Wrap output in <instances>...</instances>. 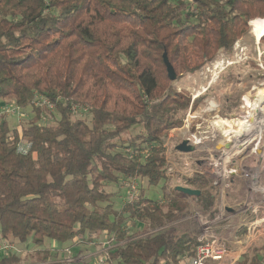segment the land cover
<instances>
[{
    "label": "trees",
    "instance_id": "1",
    "mask_svg": "<svg viewBox=\"0 0 264 264\" xmlns=\"http://www.w3.org/2000/svg\"><path fill=\"white\" fill-rule=\"evenodd\" d=\"M255 19H264V0H0V100L32 114L0 123L1 237L54 242L33 254L36 264L98 233L114 239L109 264L194 257L198 232L174 228L193 210L214 220L216 199L202 173L180 175L181 185L167 175L166 140L197 101L175 90L163 54L177 79L195 74L220 50L231 53ZM20 142L31 143L28 154ZM129 180L135 198L116 210L105 187ZM144 183L161 184L162 198L149 199ZM263 262L248 254L238 264Z\"/></svg>",
    "mask_w": 264,
    "mask_h": 264
},
{
    "label": "rangeland",
    "instance_id": "2",
    "mask_svg": "<svg viewBox=\"0 0 264 264\" xmlns=\"http://www.w3.org/2000/svg\"><path fill=\"white\" fill-rule=\"evenodd\" d=\"M256 20L263 19H255L253 21ZM253 21L249 23L250 30L248 33L234 44L231 53H225L223 50H220L217 58L212 63L203 67L199 72L195 74L185 73L181 75V77H178L176 81L171 82L176 91L188 94L192 97V104L197 101L196 105L194 107L191 105L190 109L184 114L183 126L172 130L165 143L166 156L171 164L170 171H168L167 175L172 179L173 185H181L179 176H191L194 173L193 170L199 173L203 172L206 178L214 182L215 177L208 172V165L204 164V161L208 159L210 153L217 151L216 149H218V147H222L228 143L227 140L230 136L227 137L225 135L226 132L229 130L238 132L240 129H243L245 125L243 121H229V119L232 118L238 119L240 114V112L233 109V104L236 106V103L239 101L240 104L238 103V106H243V100L246 99L249 105H253L251 111L256 118L260 114L264 115V45L260 44V40H257L253 32ZM7 102L9 104L12 103L9 100H7ZM190 111L191 115L197 117V119L189 118ZM241 111H247L245 104L244 109H241ZM25 114L26 117L10 118L11 124L17 126L25 123L27 120L25 118H28V116L31 118L32 116L31 112H26ZM220 122L224 124H233V129L225 126L226 124L219 127L213 125L215 123L220 125ZM197 124H201L205 130L208 128L216 130V138H207L201 146L196 147L190 153L177 151V148L185 141L186 127L188 126V128L194 131ZM137 131L141 132L142 130L138 129ZM251 148L253 147L251 146ZM251 158L252 157L246 153L241 161V163L244 164L245 171L249 167H253L254 163L257 161ZM199 160L202 162L201 166L198 165ZM187 162L190 164V167L184 166L185 163L188 164ZM242 175V179H237L234 182V186L239 187V192L234 194L237 200L231 201L230 199H224V197L219 198L218 204L221 206L217 208V204V216L214 220H211L208 215L193 210L192 215L186 221L181 225L177 224L175 226V232L178 231V233H180L185 230H193L192 232H198L199 238H201L210 235V233H214V231H212L213 228L220 224L226 228L230 227L227 228L226 231L217 233V236L228 246L229 242L234 240L235 233L242 224V219H237L235 222L228 223L227 217H229V213L225 208L229 206L233 208L235 212H247L246 207L242 205L244 201L243 198L246 194V192H242L240 189L243 187V189L246 190L245 173H242ZM226 183H228V181H226ZM144 189L149 199L160 200L162 198L161 184L151 188L145 184ZM105 191L116 193L111 202L116 210L121 209L128 196V186L123 185V183L118 185L113 184L106 186ZM228 191V193H230L232 189L229 187ZM211 193L213 195L215 194L213 189H211ZM254 196L256 198L251 201H255L257 198L259 199V196L255 195V193ZM219 213L223 214L224 217L220 221H216ZM213 222H215L214 225ZM259 235L260 234L257 236ZM248 236L251 235L248 234ZM90 237L91 240L88 242ZM106 238L105 235L99 233L91 236L85 234L65 244L55 259H62L65 249H69L73 257H86L80 264H96L100 258L99 253L102 249V242ZM8 242L10 246L15 248L13 249L14 251L12 250V253L18 254L21 257V264H34L36 263L33 256L35 252L45 248H53L54 245V247H56V244L49 240L45 241L43 246H38L31 239L22 243L18 239H3L0 235V248L6 246ZM262 245L263 244H259L257 246L256 244L252 253H259L260 249L263 248ZM3 257H5V252L0 250V259ZM228 261H230V259Z\"/></svg>",
    "mask_w": 264,
    "mask_h": 264
},
{
    "label": "built area",
    "instance_id": "3",
    "mask_svg": "<svg viewBox=\"0 0 264 264\" xmlns=\"http://www.w3.org/2000/svg\"><path fill=\"white\" fill-rule=\"evenodd\" d=\"M44 104H47L48 109L53 110V106L50 105L47 101H43L42 105ZM244 104L247 107V111H245V114L242 116L239 115L238 119H233V118L229 119V121L232 122H234L235 120L243 121L245 124V125L243 124L244 125L243 129H240V131L238 132L234 130L231 131L229 130L225 134L227 137L230 136L227 142L231 145L234 144L233 149L227 150V149L218 148L216 149L217 151H213L212 153H210L208 159L204 161V164L208 165V169H209L208 172H210V174H212L215 177V180L213 182V190L215 194L212 195L215 198L217 197L218 199L223 197L222 186L226 184V181H228L229 183L234 180L235 182L236 177L242 179L243 176L242 173H245L244 172L245 168L242 169L240 167L241 161L244 157L243 154L245 153V151L251 145L252 142L258 140L259 135L256 133L257 132L256 130L263 123L262 119H260L259 116H257L256 118L252 114L251 109L253 105L252 104L249 105L246 99H244L242 109H244ZM36 105L39 106L41 104L36 103ZM72 111L79 113V115L82 117L87 112L86 109L80 110L77 108H73ZM12 117H18V118L26 117V114L22 109L15 106L14 103L9 104L5 100H0V123L4 118L10 119ZM189 118L197 119V117L191 115V111L189 112ZM213 125L219 127V125L216 123ZM186 128L187 131H186L185 141H187L189 146L194 148L201 146L204 143V141L207 140V138L214 139L217 136L216 130H214L213 128H208L207 130H205L201 124L199 125L197 124L195 126L194 131L193 129L188 128V126ZM243 132H246L247 135L246 138L244 139L245 141L243 140L245 146L241 148L240 145H238L235 142V140H239ZM258 143L259 140L256 143L255 148L254 149L252 148V150L249 152L250 156L255 153ZM30 149H31V143L20 142L18 144L17 151L20 154L26 155L28 154ZM185 166L190 167V164L185 163ZM193 172L195 171L193 170ZM234 182L228 184L229 187L231 185H234L235 184ZM125 185L128 186V196L126 201H133L135 198L136 190L138 188V183L135 180H129V182L126 183ZM230 189L232 188L230 187ZM243 205L246 207V210L250 212V220L248 222L249 231L251 232V234L253 233L256 234V232L258 233V231L264 227V195L258 203H249L245 201ZM220 206L221 205H219L218 208ZM223 217H224L223 214L219 213L216 221H220ZM200 242L201 244L198 246L194 257H192L188 262L184 264H212V263H222L223 261H225L226 257L229 254V249L220 237H218L217 235L204 236L200 238ZM9 244L10 243L8 242L6 246L0 248V250L5 252V256L13 254L12 253L14 251L13 249H15L13 246H10ZM113 247H114L113 238L108 239L107 237L105 240H103L102 249L101 252L99 253L100 258L96 264H109L111 261L110 252L113 249ZM85 259L86 257L84 258L82 257L81 261ZM81 261L79 260V258L73 257L69 249H65L64 257L62 259H55L53 261L43 264H80Z\"/></svg>",
    "mask_w": 264,
    "mask_h": 264
},
{
    "label": "crops",
    "instance_id": "4",
    "mask_svg": "<svg viewBox=\"0 0 264 264\" xmlns=\"http://www.w3.org/2000/svg\"><path fill=\"white\" fill-rule=\"evenodd\" d=\"M201 164L202 163L200 162L199 166H201ZM252 170H253V167H249L248 169H246V172L248 174H250V173L252 174L253 173ZM145 184L146 183L143 184V187L145 186ZM246 185H247V183L245 182V186ZM230 187L232 188V191L230 193H228L229 192L228 191V189H229L228 183H226V184H224L222 186V190H223L222 191V196H224V199H226V200L230 199L231 201H236L237 198L234 196V194L239 192V187L234 186V185H231ZM250 187H251L252 191L255 190V188H253V186H251V184L249 185V188ZM242 188L243 187H241L240 189L242 190ZM255 195L259 196V200L262 198L261 194L258 193V192H255ZM246 196H247V194H246ZM252 196L255 197L254 195H252ZM246 198H252V197L247 196V197H244L243 200L245 201ZM215 199H216V207H217L219 199L217 197ZM218 206H219V204H218ZM225 210L229 213V217H227L228 218V223H232L233 221L235 222V220H237V219H242V224H241L240 228L236 231L235 238H233L234 240H231L229 242V245L227 246L228 249H229V254L226 257L225 261H223L222 263H212V264H238L248 254H250V257H254L255 255H257L258 258L263 260L264 259V229H263L264 227L261 228L258 231V233L256 232V234L255 233L251 234V232L249 231V228H248L249 227L248 226V222L250 220V213H247L248 211L247 212H244V211L243 212L242 211L235 212L234 209L229 207V206H227L225 208ZM229 221H231V222H229ZM214 223L215 222H213V225H214ZM227 228H230V227H227ZM227 228L224 227V226H221L220 224H218L212 230V231H214V233H210V235H217V233L215 231H217V230H220V232L221 231H226ZM248 234H250L251 236H248ZM258 234H260V235L257 236ZM210 235H207V236H210ZM256 244H257V246L259 244H263L262 245L263 248L260 249L259 253L253 254L252 252H253L254 246ZM229 259H230V261H228ZM79 260L81 261V258H79ZM188 261L189 260H181V261H179V263L184 264V263H186ZM34 264H36V263H34ZM262 264H264V262Z\"/></svg>",
    "mask_w": 264,
    "mask_h": 264
},
{
    "label": "flooded vegetation",
    "instance_id": "5",
    "mask_svg": "<svg viewBox=\"0 0 264 264\" xmlns=\"http://www.w3.org/2000/svg\"><path fill=\"white\" fill-rule=\"evenodd\" d=\"M241 109H242V106H239L235 110L238 111V112H240L239 115H244L245 114V111H241ZM260 115H261V117H260ZM260 115H259V118L262 119L263 123L256 130L257 131L256 133L259 135L258 136L259 143L257 145V149H256L255 153L253 155H251V156L249 155L250 157H252L251 159H255L257 161H256V163H254L253 170H252L253 173L252 174L250 173L251 175L248 174L244 170L245 171V176H244L245 178L244 179H245V182L247 183L248 186L246 185V190L242 188V192H246L247 196L252 197V198H246L245 201H247L249 203H258L262 199L261 198L259 200L257 198V200L251 201V200L255 199V197L252 196V195H254L255 192L260 193L261 194V197H263V195H264V115H262V114H260ZM245 138L246 137H244L243 139L235 140V142L238 145H240L241 148H243L245 146V144H244V141H245L244 139ZM258 140H256V141H254V142L251 143V145L247 148V150L245 151V153L243 154V156H245L246 153L249 154V152L252 150L251 146L253 147V149L255 148V145L258 142ZM226 145H228V147ZM233 146H234V144L231 145V144L227 143L224 146L218 147V148L219 149H227V150H230V149H233ZM240 167L241 168H244V164L241 163ZM237 179H240V178L236 177V180ZM233 182H234V180L231 181V182H229V183H233ZM250 184H251V186H253V188H255L254 191L251 190V187L249 188V185ZM246 194H245L244 197H247Z\"/></svg>",
    "mask_w": 264,
    "mask_h": 264
},
{
    "label": "water",
    "instance_id": "6",
    "mask_svg": "<svg viewBox=\"0 0 264 264\" xmlns=\"http://www.w3.org/2000/svg\"><path fill=\"white\" fill-rule=\"evenodd\" d=\"M163 61H164V64H165V66L167 68V73H168V77H169L170 81L171 82L176 81L177 80V74H176L172 64L170 63L168 55H167L166 52L163 54ZM246 135H247L246 132L242 133V135H241V137L239 139H243L244 137H246ZM226 146L228 147V145H226ZM194 149H195L194 147H191V146L188 145L187 141H184L183 144L177 148V151L184 152V153L185 152L190 153ZM178 190H180V191H182V192H184L186 194H189V195H198L199 194L196 191H191V190L185 189L183 187H178Z\"/></svg>",
    "mask_w": 264,
    "mask_h": 264
},
{
    "label": "bare ground",
    "instance_id": "7",
    "mask_svg": "<svg viewBox=\"0 0 264 264\" xmlns=\"http://www.w3.org/2000/svg\"><path fill=\"white\" fill-rule=\"evenodd\" d=\"M252 26H253V32H254L257 40L259 41L261 39V37L264 35V19L263 20L253 21L252 22ZM225 124L220 122L219 126H223ZM225 126L230 127L231 129H233V124L227 123Z\"/></svg>",
    "mask_w": 264,
    "mask_h": 264
}]
</instances>
